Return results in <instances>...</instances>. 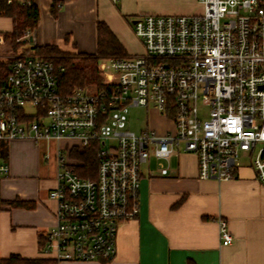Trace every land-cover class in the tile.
Masks as SVG:
<instances>
[{"label":"built area","instance_id":"obj_1","mask_svg":"<svg viewBox=\"0 0 264 264\" xmlns=\"http://www.w3.org/2000/svg\"><path fill=\"white\" fill-rule=\"evenodd\" d=\"M197 1L199 14L134 18L143 53L102 59L103 87L92 92L65 93L58 82L64 69L36 50L11 54L0 86V144H60L50 192L56 225L45 235L43 255L58 263L115 259L120 226L140 214L143 168L152 157L167 175L173 154L193 153L199 178L221 183L234 178L245 154L264 185V0ZM134 107L155 110L167 133L131 131ZM65 141L73 143L67 157ZM74 145L96 148L95 178L76 172ZM9 174L0 160V188ZM217 223L222 245H231L227 221Z\"/></svg>","mask_w":264,"mask_h":264},{"label":"crops","instance_id":"obj_2","mask_svg":"<svg viewBox=\"0 0 264 264\" xmlns=\"http://www.w3.org/2000/svg\"><path fill=\"white\" fill-rule=\"evenodd\" d=\"M28 1L40 11L28 39L31 49L51 45L83 55L97 51L99 22L108 25L129 55H136L132 40L137 39L126 18L137 10H149L143 5L136 7L133 0H121L117 5L110 0ZM13 27L11 18L0 16V34H10ZM5 48L6 43L0 46V60L8 62L10 54L1 56ZM146 112L149 117L139 132L150 127L160 135L167 133L169 125L159 114ZM45 142L25 139L0 144V160L10 167L0 188L2 260L13 255L51 259L42 254L41 247L46 233L56 225L57 202L50 198V192L57 185L58 167L56 160L49 163L45 159ZM165 165L167 175L161 174L155 157L143 168L140 214L120 226L115 259L57 263L264 264V185L250 164H241L233 179L221 183L199 178L193 153H175ZM14 201L28 206H13ZM219 217L228 223L231 245H222Z\"/></svg>","mask_w":264,"mask_h":264},{"label":"trees","instance_id":"obj_3","mask_svg":"<svg viewBox=\"0 0 264 264\" xmlns=\"http://www.w3.org/2000/svg\"><path fill=\"white\" fill-rule=\"evenodd\" d=\"M0 16H6L13 20V31L5 35L6 46L12 52L23 49L25 52L36 50L37 53L52 59L55 65L63 68L59 74V85L65 93H71L76 88H83L89 83H95L98 88L103 87V82L98 74L97 66L102 59L123 58L129 54L117 39L113 31L104 22L97 25V51L93 55L68 54L57 46H36L33 49L22 48L26 45L28 33L36 28L40 11L37 5L20 3L19 0H0ZM11 70L9 62L0 60V86H2ZM74 168L80 176L95 178L97 171L96 148L89 147L78 149L71 153ZM13 206H28L21 201H14ZM2 264H58L53 259H26L13 255L9 259H3Z\"/></svg>","mask_w":264,"mask_h":264},{"label":"rangeland","instance_id":"obj_4","mask_svg":"<svg viewBox=\"0 0 264 264\" xmlns=\"http://www.w3.org/2000/svg\"><path fill=\"white\" fill-rule=\"evenodd\" d=\"M133 3L138 8L143 5L144 8H147L149 10L144 13L137 10L135 11V13H133L132 15L126 18L129 22L131 30H132L131 21L134 18L140 17L142 15H148V14H151V15H189V14H199L203 12V7L197 0H133ZM24 39L25 41H28V38H24ZM134 39L132 40V42L135 47V52H137V54H142L143 47L141 43L138 40L136 41ZM22 48H27V49L32 48V44L30 42L26 43V45ZM8 50H9L8 48H5V50L3 51L4 53H2L1 56L6 57L8 56V54L11 55L12 51H8ZM66 53L73 54V55H80V53H74V52L72 53L66 52ZM39 55L44 56L42 54H39ZM47 59H50V58L47 57ZM97 71L103 82V76L100 73L99 64L97 66ZM96 86L97 85L95 83H89L85 87H83V89H86L88 92H92ZM148 117H149V114L146 112L145 109L138 108V107L131 108L130 113H129V124H128L129 129L133 132L138 133L139 130L145 126L146 120ZM151 119H152V116L150 117V120ZM71 145H73V143L69 141H65L61 144V146L64 148L65 157H67L68 152H69V146ZM59 146L60 144L55 141L44 143L43 145L44 156L49 161V163L51 162V160H57L58 162L57 152H58ZM73 147H72L73 152L80 149L78 145H74ZM71 161H73V159H71ZM240 162L242 164H249L250 159L245 154H241Z\"/></svg>","mask_w":264,"mask_h":264}]
</instances>
